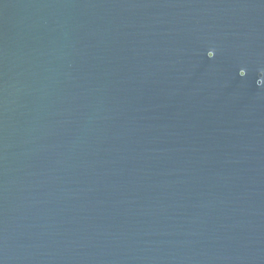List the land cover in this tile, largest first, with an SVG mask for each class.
Here are the masks:
<instances>
[{
    "label": "water",
    "instance_id": "1",
    "mask_svg": "<svg viewBox=\"0 0 264 264\" xmlns=\"http://www.w3.org/2000/svg\"><path fill=\"white\" fill-rule=\"evenodd\" d=\"M0 264H264V0H0Z\"/></svg>",
    "mask_w": 264,
    "mask_h": 264
}]
</instances>
